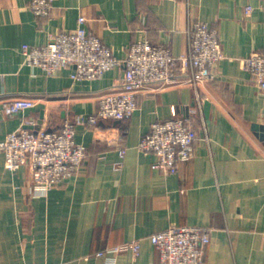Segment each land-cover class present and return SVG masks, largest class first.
<instances>
[{"label":"crops","instance_id":"0c3cea01","mask_svg":"<svg viewBox=\"0 0 264 264\" xmlns=\"http://www.w3.org/2000/svg\"><path fill=\"white\" fill-rule=\"evenodd\" d=\"M30 1L0 0V141L18 128L59 129L94 114L102 95L120 89L125 64L77 81L71 67L49 75L25 63L24 44L75 30L80 15L121 60L145 37L185 53L197 20L217 29L226 57L213 80L196 87L150 83L130 117L77 125L87 157L74 177L46 194L33 191L32 167L10 170L1 154L0 264H113L97 253L134 240L140 254L114 255V264H162L150 237L173 225L210 230L204 264H264V92L239 62L264 52V1L252 2L247 14L249 0H54L47 18L35 15ZM7 98L36 105L9 116ZM198 99L202 114L194 112ZM188 115L193 155L174 172L154 168L158 157L139 148L141 138L154 121Z\"/></svg>","mask_w":264,"mask_h":264},{"label":"built area","instance_id":"2783aa9c","mask_svg":"<svg viewBox=\"0 0 264 264\" xmlns=\"http://www.w3.org/2000/svg\"><path fill=\"white\" fill-rule=\"evenodd\" d=\"M245 6L247 14L254 10V1ZM54 0H31L29 7L38 17H50ZM87 18L80 15L75 30L50 33L47 43L24 44L25 63L42 68L49 75L61 68L71 67L74 80H96L108 71L125 64L120 89L108 92L99 99L96 113L67 120L59 129L18 128L0 141V155L6 159L10 170L24 165L33 169V191L46 194L52 188L75 176L87 157V146L76 139L79 124H98L100 119H124L138 109L137 95L150 83L193 86L216 78L215 68L226 57L218 31L209 22L193 21L188 29V50L175 55L165 44H154L148 38L133 41L125 60L119 59L97 34L86 26ZM241 66L250 72L264 92V52L254 51L239 58ZM186 73L188 78L181 79ZM36 105L32 98H7L2 107L12 116ZM196 113H203V103L198 99ZM204 128L206 125L204 122ZM196 132L192 116L172 117L154 121L149 132L143 135L139 148L153 152L158 160L154 168L174 172L181 161L194 153ZM126 148H120L123 157ZM122 162L118 167L122 166ZM151 242L159 250L162 264H204L206 247L211 241L208 228L194 225H173L151 235ZM139 255L141 242L130 241L106 250L99 256H108L115 263V256L123 252Z\"/></svg>","mask_w":264,"mask_h":264},{"label":"water","instance_id":"95a60500","mask_svg":"<svg viewBox=\"0 0 264 264\" xmlns=\"http://www.w3.org/2000/svg\"><path fill=\"white\" fill-rule=\"evenodd\" d=\"M194 105H195V103H194ZM40 122H42V120H41ZM36 131H37V130H36Z\"/></svg>","mask_w":264,"mask_h":264}]
</instances>
